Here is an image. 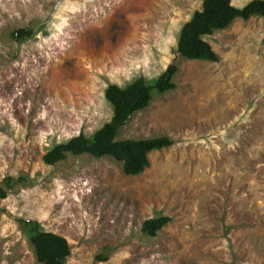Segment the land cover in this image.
Segmentation results:
<instances>
[{"label": "rangeland", "instance_id": "1", "mask_svg": "<svg viewBox=\"0 0 264 264\" xmlns=\"http://www.w3.org/2000/svg\"><path fill=\"white\" fill-rule=\"evenodd\" d=\"M202 5L0 0V264H41L19 220L64 237L69 264H264V16L205 36L216 62L190 60L177 44ZM21 28L32 36L17 41ZM171 64L176 89L117 137L173 141L143 172L87 154L44 162L111 120L110 85L152 84ZM163 216L156 237L142 233Z\"/></svg>", "mask_w": 264, "mask_h": 264}, {"label": "trees", "instance_id": "2", "mask_svg": "<svg viewBox=\"0 0 264 264\" xmlns=\"http://www.w3.org/2000/svg\"><path fill=\"white\" fill-rule=\"evenodd\" d=\"M253 16H264V0H251L242 8L235 7L232 0H203L202 9L196 11L182 27L177 51L190 60L216 62L218 56L204 37L227 28L235 19L248 20ZM32 34V30L21 28L13 35L17 41H23ZM177 72L178 67L171 64L152 84L139 78L124 88L110 85L105 91V98L113 107L111 120L91 138L79 134L66 143L56 145L44 155V162L55 165L64 161L67 155L87 154L94 158L111 157L121 162L126 175L143 172L149 165L148 155L171 146L173 141L165 136L139 140H117V137L135 113L150 105L154 96L176 89L173 79ZM10 179H6L8 188L13 184ZM4 198L6 190L0 187V201ZM170 220L166 216L148 219L142 224L141 231L156 237ZM19 223L26 231L39 263L69 264L67 258L71 255V247L64 237L42 230L35 221L19 220ZM95 260L102 262L107 260V256L97 255Z\"/></svg>", "mask_w": 264, "mask_h": 264}]
</instances>
